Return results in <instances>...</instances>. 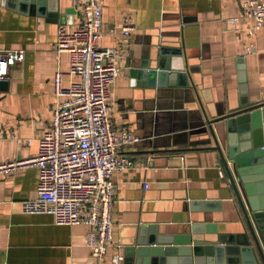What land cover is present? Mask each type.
I'll return each instance as SVG.
<instances>
[{
    "label": "crops",
    "instance_id": "crops-1",
    "mask_svg": "<svg viewBox=\"0 0 264 264\" xmlns=\"http://www.w3.org/2000/svg\"><path fill=\"white\" fill-rule=\"evenodd\" d=\"M78 1L57 0L53 16L47 2L40 9L29 0H0V49L25 51L23 60L3 77L6 89L0 88V162L28 159L37 151L57 99L54 73L69 68L68 53L54 50L56 30L59 25L73 30L79 24ZM239 13L240 0L104 1L99 45L120 48V74L111 88V120L127 125L138 138L119 148L132 165L112 173L113 240L104 264H114L110 259L116 254L123 256L119 264H159L150 251L128 254L124 243L131 228L146 226L145 246L151 248L156 245L149 240L154 231L173 234L178 225L191 223V212L182 209L191 201L208 203L202 208L209 219L202 223H213L219 233L237 239L245 236L243 217L234 205L213 141L203 144L199 133L187 132L198 116L193 89L148 86L134 65L144 53L175 38L193 55L199 68L194 85L212 112L240 109L246 100H264V29L249 36L246 19L229 24L227 18ZM126 17L135 30L128 36L113 32ZM248 43L253 44L250 52L245 51ZM77 79L65 75L63 84ZM223 122L213 126L221 132ZM36 185L37 169L32 165L0 175V264H94L96 259L84 243L86 224H57L51 214L22 211L20 202L36 196ZM191 236L215 238L207 232ZM184 257L169 253L164 263H187ZM202 257L199 263L227 264L225 255L223 260Z\"/></svg>",
    "mask_w": 264,
    "mask_h": 264
},
{
    "label": "built area",
    "instance_id": "built-area-1",
    "mask_svg": "<svg viewBox=\"0 0 264 264\" xmlns=\"http://www.w3.org/2000/svg\"><path fill=\"white\" fill-rule=\"evenodd\" d=\"M105 0H80V22L69 30L59 25L54 50L67 52V72L56 70L53 76L56 101L51 107V120L38 138L35 155L28 159L0 162V175L14 167L35 166L36 196L22 200L25 213L51 214L57 224H86L89 228L84 243L95 257L103 259L113 240V179L115 170L129 168L132 161L119 154V148L138 138L127 125L111 120V88L120 74L118 46L101 47L103 3ZM249 21L246 31L251 36L264 29V0H240V13L227 18L236 26ZM135 30L130 17L119 29L128 36ZM253 49L248 43L246 52ZM24 49H0V78L11 66L21 62ZM65 75L76 76L63 84ZM30 142V139H26ZM123 256H111L119 264Z\"/></svg>",
    "mask_w": 264,
    "mask_h": 264
},
{
    "label": "water",
    "instance_id": "water-1",
    "mask_svg": "<svg viewBox=\"0 0 264 264\" xmlns=\"http://www.w3.org/2000/svg\"><path fill=\"white\" fill-rule=\"evenodd\" d=\"M29 1L37 2L40 9L45 8L43 3L47 2L48 8L53 9L51 15L56 16L57 0ZM192 56L185 44L174 38L169 44H162L157 50L144 53L142 60L134 64L136 74L151 87L178 85L193 89L198 116L188 125L187 132L199 133L203 144L213 141L212 147L218 152L234 205L243 217L245 236L237 239L219 233L213 223H202L209 219L202 208L208 203L191 201L188 205H182L183 210L191 212L189 225H178L173 234H157L154 231L149 240H154L153 244L156 245L151 248L145 246L146 226H133L129 241L124 243L127 245L125 250L128 254L137 255L150 251L157 255L159 264H165V255L169 253L185 255L187 263L184 264H203L199 260H204V255H214L221 260L225 255L227 264H264V100L255 103L246 100L240 104V109L229 107L225 111L222 107L218 112H212L209 103L203 102L195 88L193 79L197 77L199 68L194 66ZM6 87L7 81L1 77L0 88ZM219 121H224L221 132L213 126ZM199 212H203L201 217ZM205 232L215 235V238L191 236Z\"/></svg>",
    "mask_w": 264,
    "mask_h": 264
}]
</instances>
